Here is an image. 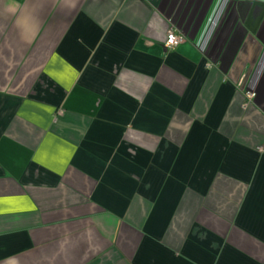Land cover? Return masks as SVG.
I'll return each instance as SVG.
<instances>
[{
	"label": "crops",
	"instance_id": "0c3cea01",
	"mask_svg": "<svg viewBox=\"0 0 264 264\" xmlns=\"http://www.w3.org/2000/svg\"><path fill=\"white\" fill-rule=\"evenodd\" d=\"M262 145L264 0H0V264H264Z\"/></svg>",
	"mask_w": 264,
	"mask_h": 264
},
{
	"label": "built area",
	"instance_id": "2783aa9c",
	"mask_svg": "<svg viewBox=\"0 0 264 264\" xmlns=\"http://www.w3.org/2000/svg\"><path fill=\"white\" fill-rule=\"evenodd\" d=\"M185 38L186 37L183 34L177 33L173 31L172 29H170L166 35V39L164 41V47L166 49H171L175 47L176 45H178L179 43L183 42ZM254 96H255L254 91L248 90V89L244 91V97H246L247 100H251ZM58 112H61V110H59ZM259 150L264 151V145L260 146Z\"/></svg>",
	"mask_w": 264,
	"mask_h": 264
}]
</instances>
